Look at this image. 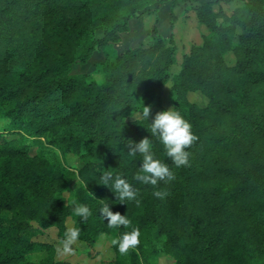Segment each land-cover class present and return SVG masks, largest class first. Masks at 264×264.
<instances>
[{
    "label": "trees",
    "instance_id": "16d2710c",
    "mask_svg": "<svg viewBox=\"0 0 264 264\" xmlns=\"http://www.w3.org/2000/svg\"><path fill=\"white\" fill-rule=\"evenodd\" d=\"M168 1L175 7L188 0ZM164 2L0 0V116L17 126L0 133V264H77L56 261L53 245L34 240L52 226L64 240L70 214L86 244L112 230L139 229L140 244L125 255L117 250L104 264H142L141 256L160 253L175 264H264V0H209L196 10L209 34L185 55L171 94L197 138L185 149L187 167H177L150 136L151 120L164 111L159 104L153 109V100L176 62L171 41L157 33L151 43L107 59L102 83L92 74H72L75 65L122 42L147 8L157 4L148 9L156 13ZM232 3L229 13L224 5ZM191 91L209 103H192ZM143 106L151 109L149 121ZM28 136L43 141L47 153L32 156ZM144 137L174 179L156 185L135 179L142 157H130L129 144ZM53 148L82 158L84 166H61ZM106 171L113 173L110 181L125 179L135 199L121 202L103 186ZM77 178L81 185L66 200L62 194ZM105 204L130 225L109 227L100 213ZM77 205L92 214L76 216ZM41 252L43 260L30 259Z\"/></svg>",
    "mask_w": 264,
    "mask_h": 264
},
{
    "label": "rangeland",
    "instance_id": "374dc122",
    "mask_svg": "<svg viewBox=\"0 0 264 264\" xmlns=\"http://www.w3.org/2000/svg\"><path fill=\"white\" fill-rule=\"evenodd\" d=\"M167 3L168 0H164ZM209 0H188L187 2H180L175 7L172 6L170 11V27L168 31L164 33V38L171 41V44L175 46L176 51V62L171 66V79L165 85L162 92L156 95L153 100L152 108L162 107L163 110H168L169 108L174 109V105L171 100V94L173 89L174 76L179 74L182 70L184 57L190 54L194 46H200L203 43L204 36L209 34V30L205 25H202L197 19V8L200 7V2ZM164 6V5H163ZM235 5L229 4L224 5V8L231 13ZM157 4H153L147 8L140 16L142 17V23L139 24L138 29L147 35V39L142 45H147L151 43L156 34L159 33L158 19L156 18V13L148 12V9H155ZM176 9V10H175ZM173 13V16H172ZM139 19V18H138ZM158 31V32H157ZM166 36V37H165ZM119 44V43H118ZM118 44H114L107 50L98 51L94 53L92 58L86 64H77L73 67V75H84L92 74L94 79L98 82H104V75L102 72L101 64L107 59L115 60L118 55L124 53L129 48H122L119 46L120 50L116 49ZM142 45H139L138 48ZM136 48V47H133ZM103 55L102 59L99 60V56ZM109 53V56L107 54ZM226 60L231 62L234 59L232 54L225 55ZM188 99L192 103H196L199 106H206L209 100L200 91H191L188 94ZM17 129V126L12 124L9 118L0 116V133L5 132L6 134H12L13 131ZM36 137L28 136L27 143L30 144L31 155L36 156L41 153H47L43 151V141H36ZM50 149V148H49ZM53 156L57 157L58 162L63 167H67L73 171H79L85 164V160L82 158L69 153L64 154L57 148H53ZM49 153V152H48ZM81 181L79 178L74 180L68 191L62 194L66 200H70L74 195L75 191L80 187ZM74 227V221L72 215L70 214L66 221V228ZM40 233L34 239L40 243H48L54 246L56 250L55 260L56 261H69L77 264H104L105 262H113L117 258L118 246L113 245L111 241L113 239H120L122 235L117 230H112L107 233H103L97 236L96 241L90 244L77 240L73 244L72 252L63 253L62 251V239L60 238L59 230L52 226L49 228H41ZM60 248L61 251L58 252L57 249ZM46 257V252H41L37 254H32L30 259L33 261H41ZM142 264H175V259L173 257L167 256L164 253L158 255H146L141 256Z\"/></svg>",
    "mask_w": 264,
    "mask_h": 264
},
{
    "label": "clouds",
    "instance_id": "9594fccd",
    "mask_svg": "<svg viewBox=\"0 0 264 264\" xmlns=\"http://www.w3.org/2000/svg\"><path fill=\"white\" fill-rule=\"evenodd\" d=\"M151 109L148 106H143L142 117L149 121ZM150 136L155 137L164 146L166 154L172 159L174 164L179 167L181 165L189 166V152L186 151L193 142L197 139L192 134L191 125L181 114L174 110L173 107L168 110L160 111L155 114L150 122ZM137 152L142 157V165L140 171L135 176V179L142 181L145 184L156 185L158 180L174 179L173 173L170 172L168 166L161 163L155 158L153 151V143L151 138L144 137L138 143L131 141L129 144L128 155L134 157ZM113 173L106 171L101 175V184L111 189L116 197L121 202L135 199L136 193L131 185L120 176H116L114 180L110 181ZM154 195L162 198V193L157 191ZM137 205L140 201L136 200ZM101 215L108 220L109 227L117 228L121 225L129 226V219L119 213H112L107 204L100 209ZM74 214L86 220L92 213L90 208L86 205H77L74 208ZM140 231L133 228L130 233H125L120 239H113L111 243L118 246V251L121 255L129 252V249H134L140 244ZM80 236V229L77 227H69L65 232V238L62 243L63 253L72 252V245L75 244ZM61 251L60 248L57 249Z\"/></svg>",
    "mask_w": 264,
    "mask_h": 264
},
{
    "label": "crops",
    "instance_id": "0c3cea01",
    "mask_svg": "<svg viewBox=\"0 0 264 264\" xmlns=\"http://www.w3.org/2000/svg\"><path fill=\"white\" fill-rule=\"evenodd\" d=\"M172 10V2L168 1L167 3H164V6L162 9L158 11L156 14V18L158 19V28L160 34L164 37V33L168 31V28L170 27V11ZM176 10V9H175ZM142 23V17L139 19H134L130 22V30L122 35V42H120L116 49L120 50V47L122 45V48H133L138 47L139 45H142L144 41L147 39V35L145 33L141 32L140 29H138L139 24ZM166 37V36H165ZM99 60L102 59L103 55H99Z\"/></svg>",
    "mask_w": 264,
    "mask_h": 264
}]
</instances>
